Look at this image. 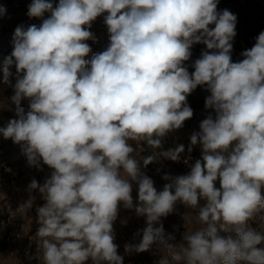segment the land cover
<instances>
[{
  "label": "clouds",
  "instance_id": "1",
  "mask_svg": "<svg viewBox=\"0 0 264 264\" xmlns=\"http://www.w3.org/2000/svg\"><path fill=\"white\" fill-rule=\"evenodd\" d=\"M219 0H33L29 17L42 24L18 26L13 51L3 60L2 79L17 80L11 103L15 116L0 134L25 142L30 167L52 169L43 185L46 201L36 209L38 249L43 264H123L114 243L118 208L146 217L137 244L125 251L159 245L158 264H264V234L248 226L264 210V31L232 62L236 16L218 11ZM6 10L0 6V15ZM104 17L110 44L91 59L85 43L92 22ZM195 44L206 46L185 62ZM198 86L211 93L205 108L215 112L190 136L202 158L185 175L164 179L157 191L141 171L130 141L161 147V137L193 116L187 96ZM29 99L28 110L21 106ZM9 110H12L9 108ZM189 152L192 150L189 147ZM184 146L160 152L178 162ZM157 159L148 156L147 166ZM217 181L219 187L216 186ZM138 185L134 205L132 185ZM34 197L19 206L25 214ZM201 201L204 203L201 205ZM177 202L191 209L183 243L165 235L162 217ZM126 223V221L124 222ZM159 224V226H156ZM234 233L233 235H222Z\"/></svg>",
  "mask_w": 264,
  "mask_h": 264
},
{
  "label": "rangeland",
  "instance_id": "2",
  "mask_svg": "<svg viewBox=\"0 0 264 264\" xmlns=\"http://www.w3.org/2000/svg\"><path fill=\"white\" fill-rule=\"evenodd\" d=\"M33 0H0V6L6 11L0 15V68L3 60L13 51V35L18 26L25 30L31 26L39 27L50 13H45L43 17H29L28 9ZM55 7L59 0H49ZM229 10L236 16V36L234 37L233 49L231 52L232 62L243 59L241 53L250 49L256 42L255 38L264 31V0H219L218 11ZM107 13L98 16L91 25L89 31L93 33L94 39L85 41L91 51L85 59H91L95 54L107 49L110 44V34L104 17ZM206 46L195 44L192 47V56L185 66L191 73L194 71L192 64L201 55ZM12 76L10 83H4L2 71H0V128L6 127L15 116V106L11 103V97L15 94L14 85L17 80L15 65L10 68ZM211 93L204 86H198L187 96V104L193 110V116L186 120L180 129L168 132L161 137V147L153 148L146 142L130 141L135 151L133 157L138 161L141 171L154 181L157 191H162L164 185L170 180L164 176L176 177L185 175L190 171V166L196 160L202 158V150L199 144L191 145L190 136L193 132L200 131V123L215 112L205 108V100ZM29 99L24 98L21 106L28 110ZM11 108L12 110H9ZM178 145L184 146V152L180 154V160L174 162L165 159L158 154L168 149H174ZM25 142L14 143L12 139H5L0 134V264H43L41 253L38 249V238L36 236L39 228L36 209L46 202L42 194L37 190H29V184L35 179L38 184L43 185L50 177L52 169L41 162L42 170L30 167L26 156L23 153ZM189 147L192 150L189 152ZM157 154V159L144 165L143 161L148 156ZM219 187V182L216 184ZM132 197L134 205L138 200V185L133 182ZM264 195V187L261 189ZM34 197L32 208L25 214L18 212L20 205L25 203L29 196ZM204 202L201 201V205ZM192 211L180 202L174 206V211L167 217H162L160 223L163 224L165 235L171 234L175 239L169 243L179 245L183 243V234L186 227H198V225H188L184 219L185 215ZM126 221V223H124ZM248 226L257 232L264 234V210L256 213L247 222ZM156 226H159L157 224ZM146 227V217L138 216L135 207L124 208L121 203L118 208L117 219L113 223L114 243L118 246V254L123 257V264H158L163 256V251L159 245L153 244L148 251L126 252V244H137L142 235H137ZM222 235H233L234 233H223ZM264 248V243L257 245ZM86 264H92L89 259Z\"/></svg>",
  "mask_w": 264,
  "mask_h": 264
}]
</instances>
